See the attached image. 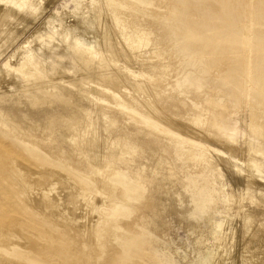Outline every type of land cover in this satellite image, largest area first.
Wrapping results in <instances>:
<instances>
[{
	"label": "rangeland",
	"instance_id": "1",
	"mask_svg": "<svg viewBox=\"0 0 264 264\" xmlns=\"http://www.w3.org/2000/svg\"><path fill=\"white\" fill-rule=\"evenodd\" d=\"M31 3L25 8L27 11L20 10L24 16L22 18L20 14V19L25 20L14 22L11 29L16 28L7 32L0 44V65L26 38H30L28 36L37 35L34 46L46 39L50 28L54 29L51 31L59 30L60 21L56 16L64 12L68 14L64 19L67 26L74 25L75 16L84 18L89 8L103 13V19L108 22L112 18H126L128 23L123 22L125 31L118 34L120 42L125 44L129 37L137 35L139 29L140 35L151 37L152 42L151 47L140 53L145 59L142 64L147 67L133 64L131 69H126L124 62L119 60L118 63V71L128 82L146 86L136 90L135 95L143 97L144 89L156 93V105L167 106L164 113L172 119L178 118L183 126L184 121H189L187 118L199 112L204 115V105L209 100L220 106L228 105L230 116L240 120L239 144H243L235 158L223 148L219 147L221 152L215 147L220 157L215 161L208 157L210 162L199 166V159L204 158L200 156L203 143L195 138V134L204 135L205 132H199L194 125L192 128L185 126L189 135L182 134L167 128L163 120L137 111L134 106H123L126 112L136 115L152 128L149 138L161 139L159 146L157 144V157H164L173 173L157 171L155 163L147 159L142 150L139 157L115 162L111 168L113 174L106 176L101 186L97 166L80 168L83 173H74L76 170L71 164L75 166V144L71 138L63 146L58 141L50 142L45 147L54 166L75 174L85 184L82 187L87 191L81 194L77 183L72 181L74 176L67 180L69 188L71 186L75 192V205L83 216L81 221L86 224L85 228H80L67 212H63L64 217L60 218L54 212L45 210V215L41 210L40 200L52 209L56 207L53 204L54 191L59 194L60 187L54 173L30 178L13 162L11 165L0 164V255L7 257L18 252L25 264H200L199 260L203 261L202 254H205L203 251L210 244V241L200 243V239L207 237L208 232L207 238H210L216 227L222 225L226 243L231 244L229 264H246L249 259H261L264 256V203L260 206L254 197L253 207L246 197L251 193L248 190L264 189V168L257 173L248 159L249 144L257 142L256 134L260 136L261 133L256 130L259 131V124L264 125V0H31ZM114 28L117 32L120 24ZM90 33L87 44L95 46L97 36L93 31ZM158 48L162 49L166 62L162 74H158L155 68L159 63L149 58ZM12 64H17L16 60ZM155 77H160L157 84H154ZM113 93L117 94L118 90ZM100 104L102 112H108L109 116L118 108L109 106L105 100ZM177 107H182L183 111L179 112ZM253 111L256 115L252 120ZM102 118L106 121L110 117ZM251 124L257 125L253 138L248 135ZM111 132V138L118 140L124 132L141 134L142 130L139 125L120 118ZM7 135L0 130V142L19 144L15 137L8 138ZM261 145L264 146V142ZM42 157L44 155L32 158L31 166L40 169L48 161ZM195 158L197 161L191 160ZM60 161L63 166L57 164ZM216 162L221 168L213 166ZM216 169L224 170L222 181ZM28 197L33 198L29 200ZM215 202H221V206H215ZM253 215L254 218L259 215V218L245 232L249 225L244 219ZM107 217L113 219L112 226L106 222ZM6 221L12 225L20 223L29 232L23 235L24 232L16 231V235L24 236L28 241L26 248L21 247L24 244L19 243L17 236L8 242L5 230L14 229L12 225L4 227ZM261 225L263 228L260 229ZM108 230L110 234L105 236ZM247 235L257 244H252ZM221 236L224 235H219L220 239ZM101 240L110 247L96 250L95 243L98 245Z\"/></svg>",
	"mask_w": 264,
	"mask_h": 264
},
{
	"label": "bare ground",
	"instance_id": "2",
	"mask_svg": "<svg viewBox=\"0 0 264 264\" xmlns=\"http://www.w3.org/2000/svg\"><path fill=\"white\" fill-rule=\"evenodd\" d=\"M32 3L31 0H0V40H2L0 41V44L6 38L7 32H12L16 28L14 27L11 29V25L14 22H22L25 20L20 19V14L23 10L27 11L25 8H28ZM6 9H9V11H6ZM11 9L17 11H12ZM67 15L68 14L64 12L61 15L56 16L60 21V24H57L60 26L59 30L57 28L56 31H51L53 28H50V31L45 35L46 39L40 41L39 45L33 46V44L36 43L35 41H37V35L32 37L28 36L30 38H26V40L12 53V56L7 57L3 62L1 61L0 65V130L7 132L9 134L7 135L8 138L15 137L17 142H19V144L0 142V164L11 165L13 162L16 167L30 178H42L46 173H54L56 175L59 180V194L58 191H54V194L56 193V195H54V197L51 196V198L53 197V204L56 205V207L52 209L45 204V201H42L41 203L40 200L39 204H41L42 212L49 210V212H54L56 216L60 218L64 217L63 212H67L68 215H71L72 218L79 223L78 225L80 228H85V222L81 221L83 216L81 217L80 209L75 205V192H72V189H70L71 186L69 188L67 184L69 183L67 180L70 179L71 176H74L72 181L77 183V189L81 191V194L86 193V187H82V185L85 184L75 176L76 173L84 172H82L80 168L90 169L93 166L99 167L100 185L103 186V180L105 177L113 174L111 168L115 162H126L130 159L139 157L140 152L143 150L146 153L145 155H147L146 158L151 159L155 163L154 167L157 171H165L166 174L173 173V168L168 165V162L164 157H157L159 141L161 139L149 138L153 132L152 128L145 125L136 115L126 112L122 108L123 106H134L137 111L143 112L155 119L163 120L167 128L178 130V132H181L182 134L189 135L187 133L189 131L188 128H192L194 125L199 128V132H205L204 135L199 133L195 134V138H199L198 141L203 143L201 145L202 149L200 156H204V158L199 159V166L205 162L209 163L210 160L215 161L220 157L216 150H214L215 147H221L226 153L234 158L237 157L241 145L243 144H239L241 137L239 136L240 133L238 131L240 128V120L236 116H230L228 105L220 106L214 100H207L208 102L204 105V115L199 112V114L187 118L189 121H184L185 126L188 127L186 128L177 121L178 118L172 119L169 115L164 113L163 109L166 111L167 106L164 104V106L156 105V93L146 92L144 89L145 95L143 97L135 95L136 90L143 89L146 86H142V84L138 85L136 83L133 85L128 82L120 71H118V63L121 61L124 62L126 69L132 67L133 64H142L145 59L140 53L143 49L152 46V42H150L151 37L141 36L140 29H137V35L129 37L127 42H124L125 44H123L118 40V34L125 31L123 22L128 23L126 22V18H112V21L108 22L106 21L107 19H103V13L96 9L89 8L88 13L83 16L84 18L81 17L82 15L79 17L75 16L74 25L67 26V24H64V19ZM22 18H24V16ZM21 22L19 24H21ZM117 23L120 24V28H118V31L116 32L114 27L117 26ZM92 31L96 34L98 40V44L95 46L87 44V38ZM75 35H77L78 38L75 37ZM159 48L154 49L149 58H152L159 63L155 68L156 71H158V74H162L166 69V62L162 49ZM13 60H16L17 64H12ZM143 64V67H147ZM79 72H84L85 74L80 75ZM159 79L160 77H155L154 84H157ZM114 90H118V93H113ZM101 100H105L109 106L118 107L114 110L116 113H111L110 116L108 112L103 113L102 106H100ZM134 104H137V107ZM172 106L175 105L173 104ZM181 108L177 107L179 112L183 111ZM102 113L103 115H100ZM255 115L256 112L253 111L252 120L255 119ZM102 117L110 118L105 121ZM120 118L127 123L139 125L142 133L136 134L135 132H124L118 140H113L111 138V129L116 126ZM251 125L253 126L249 128L248 135L253 138V134L256 133L255 129H257V125ZM258 128L259 131H256L261 134L260 136H258V133L256 134L257 136L255 135L257 137L255 138L257 139V142H250L248 147L249 153L246 152L250 154V158L248 159L251 160L249 161L251 162V166L257 173H260L264 168V146L261 145L262 142H264V125L259 124ZM200 137H202V139H200ZM68 138H71L75 144V166L71 164V167L76 170L74 171L75 174L68 173L61 167L54 166L55 163L53 164L52 161L49 160L50 152H48L45 147V145L54 141H58L63 146V144H66L65 142ZM211 150H214L215 152ZM67 151L69 152V150ZM219 151H221L220 148ZM39 153H41V155H39ZM42 155H44V157H42L43 160H48L47 163L42 164L40 169L31 166V159ZM9 157L11 158L10 161H8ZM191 160L197 161L196 158ZM232 160L234 159L232 158ZM223 162L226 166L225 161ZM57 164L63 166L64 163L63 161H60ZM213 166L217 168L220 167L217 162L216 165L213 163ZM114 169H116V167ZM222 169H216L221 181L222 177H225L224 170ZM54 181H56V179H54ZM249 183L253 182L249 181ZM248 191L251 192L249 196L246 197L249 204L254 207L251 202L253 201V198L256 197L259 205L262 206L264 203V189ZM25 198L22 200L31 203V201H28ZM31 198H29V200ZM85 203L87 204V202ZM216 205L221 206V202L216 203L215 206ZM86 212H88V215L89 211L86 210ZM43 214H45V212H43ZM67 216L65 215V217ZM256 217L254 218L253 215L252 217L248 216L247 219H244L246 220L247 225H249L245 227L247 228L246 231L244 230L245 232H248L249 227L254 223L253 221L259 218V215ZM257 221L262 223L261 220ZM106 222L109 226L114 224L113 219L110 217L106 218ZM4 223V227L12 225L8 221ZM12 226L14 231L8 229L5 230V236L9 239H7L8 242H11L12 238L15 240L14 237L17 236L19 243L24 244L21 247L24 246L26 248V245H29L28 241L24 236L16 235V231L24 232L23 235H27L29 232L26 231L20 223ZM262 226L263 225H261V227L259 226L260 229L263 228ZM76 228L80 230L79 227ZM263 230L261 231L262 233ZM109 234L110 231L108 230L104 235L109 236ZM207 235L209 236V232ZM219 235L224 236H221L223 238L220 239ZM259 235H256V238L259 237ZM207 237L205 235V237H202L199 241L200 243L210 241L208 242L210 243L209 247L206 250L203 249V252H205V254H202L204 256L202 257L203 261L200 262L199 260V263L229 264L232 259V254L230 253L231 257H229L228 251L230 250L231 244L230 242L229 244L226 243V232L222 229V225L216 227V229L210 234V238ZM248 239H251V237ZM258 240L257 242L260 241ZM251 242L254 244L255 241L253 242L252 240ZM262 245L264 248V243ZM95 247L96 250L101 251L104 247H110V244L101 240L98 242V245L95 243ZM248 249L251 248H247V250ZM254 251L257 252L256 250ZM199 255H201V253ZM248 258L250 257L248 256ZM245 263L264 264V256H262L261 259H249V261H246ZM0 264L25 263L20 259V253L16 252L14 255L11 254L7 257L0 255Z\"/></svg>",
	"mask_w": 264,
	"mask_h": 264
}]
</instances>
